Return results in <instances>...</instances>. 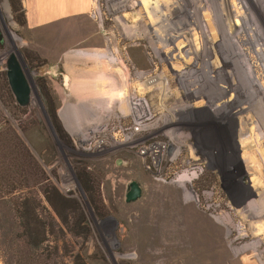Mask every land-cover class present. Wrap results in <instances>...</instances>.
<instances>
[{
	"label": "rangeland",
	"instance_id": "374dc122",
	"mask_svg": "<svg viewBox=\"0 0 264 264\" xmlns=\"http://www.w3.org/2000/svg\"><path fill=\"white\" fill-rule=\"evenodd\" d=\"M91 5L92 16L55 30L17 21L36 13L28 0H0V88L10 53L31 88L26 106L0 95V127L9 132L0 143L14 152L15 132L44 173L21 178L22 189L0 198V264H74L78 257L87 264H264V85L244 41L236 43L237 32L248 34L264 73V0ZM94 50L105 51L112 66L63 64L65 56ZM135 102L146 109L139 120ZM193 172L190 183L180 180ZM132 179L142 195L126 202ZM44 184L80 203L88 235L69 209H60L68 224L57 217L39 190ZM23 205L43 222L38 245L23 242Z\"/></svg>",
	"mask_w": 264,
	"mask_h": 264
},
{
	"label": "trees",
	"instance_id": "16d2710c",
	"mask_svg": "<svg viewBox=\"0 0 264 264\" xmlns=\"http://www.w3.org/2000/svg\"><path fill=\"white\" fill-rule=\"evenodd\" d=\"M19 10V8L17 9ZM20 20V21H19ZM21 25L26 24V19L24 16V12L22 13V18L17 19ZM1 76L3 77V85L2 89L0 88V95H5L9 98L10 102L15 101V98L11 92V89L8 85L6 73L5 71L2 72ZM41 82L42 90H43V79L40 78L39 80ZM2 92V93H1ZM44 95L46 100L48 101L49 106H51L52 114L54 115V118L56 121L59 122L58 116L56 114V108L54 99L52 97L51 91L49 88L44 86ZM11 132V131H10ZM3 134V135H2ZM9 132L5 130L3 126L0 127V136L3 139H9L8 137ZM8 136V137H7ZM13 142L16 145L15 151H9L11 150V145H9L7 142L0 143V198L9 195L11 193H14L15 191L22 189L23 186H20L17 184V182L21 181V178H25L29 174L31 176H36L43 178V168L41 165L37 162L34 154L32 151L26 146L23 140L15 133H12ZM2 142V140H0ZM11 161H15V166L10 165ZM27 163L32 164V168L27 169L26 165ZM79 179L83 184V187L85 191L88 192V183L89 178L87 172L80 171ZM42 195H45L46 201L48 202L49 206L53 209L57 217H59L62 221H64L66 224H68V217L62 215L60 212V209H69L71 211V218L72 221L77 224V226L85 227V235H88L89 228H87V218L86 215L80 205L79 202H77L74 198L71 196H67L62 194L58 188H56L53 185H47L44 184L40 186L39 188ZM24 204V203H23ZM93 206L97 207L95 203H92ZM24 212L26 217L23 227H24V238L23 242L25 245H38L43 242L45 231H43V222L39 219L37 214L33 213V210L31 207H28L27 205H23ZM98 208V207H97ZM33 213V214H32ZM23 217V218H24ZM74 264H87L85 260H83L81 257H78Z\"/></svg>",
	"mask_w": 264,
	"mask_h": 264
},
{
	"label": "crops",
	"instance_id": "0c3cea01",
	"mask_svg": "<svg viewBox=\"0 0 264 264\" xmlns=\"http://www.w3.org/2000/svg\"><path fill=\"white\" fill-rule=\"evenodd\" d=\"M30 6L35 9L34 11L36 13L33 14H27V22L32 25V24H40L43 25L44 28L46 29H55V30H60L62 27H64L67 23L71 21H80V19H75L78 16L82 15H89L92 16V10L93 6L91 5V0H28ZM35 4V6L33 5ZM89 12V13H88ZM87 22H90L87 20ZM25 24V25H26ZM95 24V22H93ZM95 31L97 30V25L95 24ZM99 35L92 36V40L96 43L100 41ZM94 43V44H96ZM84 55V57H83ZM77 56V57H76ZM106 57V58H105ZM59 59L62 58V55L58 57ZM106 55V52L104 51H91L85 54L77 53V54H71L69 58H66V56L63 59V64L65 66H69V68H73V66H77L79 63L84 64L83 62L87 61L85 64L87 67H90L93 69V67L96 69L101 65H107L110 67L112 66L111 58H109ZM103 59V60H102ZM73 60V61H72ZM90 60V61H89ZM102 61V62H101ZM99 64V65H98ZM101 64V65H100ZM83 84V83H82ZM89 87L91 85L89 84ZM80 91H84L85 86L81 85L79 87ZM111 89L109 90L108 93V98L106 100V105H111ZM79 97H84L82 100H94L91 96H86V95H80ZM92 101L91 104H95ZM100 104V103H98ZM97 105V103L95 104Z\"/></svg>",
	"mask_w": 264,
	"mask_h": 264
},
{
	"label": "water",
	"instance_id": "95a60500",
	"mask_svg": "<svg viewBox=\"0 0 264 264\" xmlns=\"http://www.w3.org/2000/svg\"><path fill=\"white\" fill-rule=\"evenodd\" d=\"M2 39L3 36L0 33V41ZM5 73L8 85L17 103L21 106L28 105L31 99V88L14 53H10L6 60ZM141 195L142 188L139 182L135 179L129 180L126 184L124 200L126 202L135 201Z\"/></svg>",
	"mask_w": 264,
	"mask_h": 264
},
{
	"label": "bare ground",
	"instance_id": "6f19581e",
	"mask_svg": "<svg viewBox=\"0 0 264 264\" xmlns=\"http://www.w3.org/2000/svg\"><path fill=\"white\" fill-rule=\"evenodd\" d=\"M172 1H169V3H171ZM177 4V3H176ZM176 4H175V6H176ZM247 17V16H246ZM249 18H251V17H249ZM248 21V20H247ZM249 26H250V24H249ZM249 29V28H248ZM264 29V28H263ZM173 31V30H172ZM236 31V30H235ZM259 31V30H258ZM250 32H251V34L253 35V36H255V34L254 33H256L255 31H254V29L252 28L251 30H250ZM172 33V32H171ZM236 33V32H235ZM264 33V31H259V33L258 34H263ZM239 35H240V37H239ZM247 36H248V34H246ZM243 36L242 34H241V31H239V32H237L236 33V36H237V42L236 43H239V44H242V40L244 41V44H245V47L246 48H244V46H243V48L245 49V50H247V52H248V54L249 55H252V57H253V60L255 61V64L253 65V66H255L256 65V67H258L257 69H259V70H257V69H254V70H257V71H253V70H251L250 69V72L251 71H253V72H255V74H256V76L260 79V82L259 83H261V81H262V83H263V85H264V81L262 80V79H264V73H262V71H261V68L259 67V62H258V60H257V58L255 57V55H253V53H252V51L250 50L251 48H250V46H249V44L247 43V36ZM176 36V35H175ZM261 37H262V35H261ZM242 38V39H241ZM245 38V39H244ZM255 38L256 39H259V37L257 36V33H256V36H255ZM179 39V38H178ZM256 39H254V41L256 40ZM180 40V39H179ZM178 40V41H179ZM246 40V41H245ZM177 41V40H176ZM256 42H257V44L260 46V44L258 43V40H256ZM260 42V41H259ZM176 43V42H175ZM106 44V43H105ZM178 44V43H177ZM179 45V44H178ZM183 47V46H182ZM241 48H242V46H240ZM261 47V46H260ZM102 51V50H101ZM105 52V51H104ZM242 52V51H241ZM246 52V51H245ZM77 54V53H76ZM73 55V54H72ZM77 57V56H76ZM83 57H84V55H83ZM106 58V57H105ZM109 59V58H108ZM103 60V59H102ZM102 62V61H101ZM119 62V61H118ZM242 62V61H241ZM249 62V61H248ZM243 63H244V61H243ZM254 63V62H253ZM99 65V64H98ZM101 65V64H100ZM251 65V64H250ZM104 66V65H103ZM116 66V65H115ZM251 67V66H250ZM255 67V68H256ZM103 68V67H102ZM252 68V67H251ZM113 69V68H112ZM100 70V69H99ZM115 71V70H114ZM94 72V71H93ZM105 72V71H104ZM97 73H99V71H97ZM117 73V72H116ZM109 74V73H108ZM254 74V73H253ZM252 74V75H253ZM255 74H254V77H255ZM250 78H252V77H250ZM249 80V79H248ZM258 80V79H257ZM251 83H253L254 84V86H255V89H258L259 87L257 86V83L255 82V81H253L252 79H251ZM258 82V81H257ZM258 83V84H259ZM206 85H208V84H206ZM251 85V84H250ZM261 86H262V84H260ZM260 86V87H261ZM257 87V88H256ZM262 89H263V87H262ZM259 90V89H258ZM261 91V90H260ZM201 93V92H200ZM264 94V93H263ZM262 95V94H261ZM198 97V96H197ZM199 100H201V98L199 99ZM206 100V99H205ZM207 102V101H206ZM144 103H141V102H135V103H133V106L131 107V112L132 113H134V116H136V118L139 120V118H140V114L141 115H143V113L145 112L144 110H146L145 109V106L143 105ZM211 110V109H210ZM213 113V112H212ZM216 117H218V116H216ZM219 118V117H218ZM217 120V119H216ZM171 150V149H170ZM245 151V150H244ZM145 153H147V152H145ZM241 154V153H240ZM170 155V154H169ZM238 156V155H237ZM239 157H242V156H240L239 155ZM193 161V160H192ZM244 161L245 160H243V163H244ZM240 163V162H239ZM239 165V164H238ZM245 165V164H244ZM247 165V164H246ZM242 167V166H241ZM242 169H244V181H246V183L248 184H250L252 187L254 186V184L256 183V182H254L255 181V179H254V177H252L251 176V174H247L248 173V170H247V168L245 167V166H243V168ZM243 172V171H242ZM196 175V172H193V174H183L182 175V177L180 178V180H182V181H184L186 184L187 183H190L189 181L191 180V178L193 177V176H195ZM197 176V175H196ZM257 186V185H256ZM256 189V188H255ZM254 190V189H253ZM250 192H252V190H250ZM260 192V191H259ZM262 192V191H261ZM253 193H254V191H253ZM257 193V192H256ZM255 193V194H256ZM186 195L188 196V197H190V193H188V191L186 192ZM260 195V194H259ZM243 206V205H242ZM246 206V205H245ZM244 206V207H245ZM250 206V205H249ZM251 208V207H250ZM252 208H254V207H252ZM258 209H259V207H258ZM251 210H253V209H251ZM249 211V210H248ZM250 212V211H249ZM254 213V212H253ZM252 213V214H253ZM252 218V217H251ZM257 223V222H256ZM261 224V223H260ZM259 224V225H260ZM263 224V223H262Z\"/></svg>",
	"mask_w": 264,
	"mask_h": 264
},
{
	"label": "flooded vegetation",
	"instance_id": "af4514ba",
	"mask_svg": "<svg viewBox=\"0 0 264 264\" xmlns=\"http://www.w3.org/2000/svg\"><path fill=\"white\" fill-rule=\"evenodd\" d=\"M3 39L0 41V44L2 43ZM16 101V100H15ZM17 102V101H16Z\"/></svg>",
	"mask_w": 264,
	"mask_h": 264
}]
</instances>
